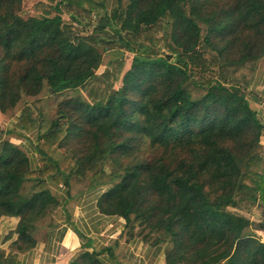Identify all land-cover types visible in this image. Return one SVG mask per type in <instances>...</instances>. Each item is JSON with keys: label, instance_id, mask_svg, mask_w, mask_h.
Masks as SVG:
<instances>
[{"label": "trees", "instance_id": "16d2710c", "mask_svg": "<svg viewBox=\"0 0 264 264\" xmlns=\"http://www.w3.org/2000/svg\"><path fill=\"white\" fill-rule=\"evenodd\" d=\"M35 1L33 13L26 0H0V114L45 83L66 97L47 126L27 107L17 118L23 132L37 129L38 170L21 145L2 141L0 232L7 218L16 225L0 264H17L70 217V196L48 178L91 171L92 188L110 185L99 212L121 218L127 238L167 244L166 264H264L254 222L228 209L264 204V126L246 90L264 57V0H117L114 18L108 0ZM116 47L135 52L130 68L118 55L97 74ZM105 251L70 264H102Z\"/></svg>", "mask_w": 264, "mask_h": 264}, {"label": "crops", "instance_id": "0c3cea01", "mask_svg": "<svg viewBox=\"0 0 264 264\" xmlns=\"http://www.w3.org/2000/svg\"><path fill=\"white\" fill-rule=\"evenodd\" d=\"M254 82V85L261 83L257 81V75ZM258 98L252 105L264 126V96ZM261 144L264 147V130ZM100 195L99 191L84 193L78 200V203L82 201L81 205L73 203L70 206V217L65 220L57 218L59 224L49 229L34 248L18 255L17 264H70L85 250L100 251L109 246L112 251L100 255L102 264H166L167 244L151 245L137 236L125 237L121 218L99 212L97 200ZM15 225L13 218L3 221L0 249L9 251L10 242L5 238Z\"/></svg>", "mask_w": 264, "mask_h": 264}, {"label": "rangeland", "instance_id": "374dc122", "mask_svg": "<svg viewBox=\"0 0 264 264\" xmlns=\"http://www.w3.org/2000/svg\"><path fill=\"white\" fill-rule=\"evenodd\" d=\"M59 0H54L52 4H50L51 8L54 5L55 2ZM102 0H98V3H100ZM108 12L110 13L111 18H114L116 15L118 5L117 0H108ZM36 1L35 0H26L25 6L27 10H31L33 13L34 11L38 9H35L36 7ZM104 15V9L100 8L98 11H94L89 16L90 26H94L100 19V17ZM67 20L70 19L69 16L65 17ZM98 24V23H97ZM83 27V25H80ZM80 28V27H78ZM137 52L139 53H147L148 49L139 46L137 49ZM135 52L131 51H123L120 47H116L114 50H108L104 51L103 53V59L101 66L97 70V74H101L104 70H106L107 67H111L110 62L112 59H114L118 55H123V59L125 61V69H129L133 60ZM257 75V81H261V83L254 85L255 76ZM257 83V82H256ZM121 85L117 84V87ZM258 85V86H257ZM246 89L247 92H251L258 97L264 96V57L261 58L258 62V67L249 82V85ZM259 87V88H258ZM82 94L86 95L87 91L82 90L80 91ZM197 93V92H196ZM260 94V96H259ZM66 97L65 94L63 95H55L51 93V89L49 88L48 84H44V89L41 91L40 94L37 96L29 97L24 96L23 99L20 101V103L12 110L1 113L0 114V147L2 144V141L4 140H10L13 143L17 145H21L26 151H28V154L32 161L33 169L38 170L41 166H43L44 162L41 159V156L36 152V147H39L42 142L37 141L36 135H37V129L33 132H26L19 127L17 124V118L21 114L22 110L24 108H30L31 109V115L33 118H40L42 117L44 119V126H47L50 124V121L56 118V113L59 107V102ZM262 154L264 156V150L262 149ZM53 156H56L59 158V156L63 159L64 156V149L56 148L54 150ZM67 165H62L63 168H66ZM112 166L111 163L105 166V169L108 170ZM262 169L264 171V162L262 165ZM109 171V170H108ZM94 171H91L89 175L81 180L72 178V179H65V181H62L61 183H54L51 179L48 178V187L52 189L54 192L58 194H62L65 197L70 196V204L73 203L75 205H81L78 203V200L86 193V195L89 192H96L99 191V195L107 190L110 185L108 186H99L97 188H92L90 186V180L92 177ZM98 180H103V177H97ZM67 181V183H66ZM28 187L31 186V183L27 185ZM209 198L211 201H215L213 195H209ZM83 200V199H82ZM70 205V206H71ZM73 209V207H72ZM229 210L236 212L238 214H241L247 218H250L253 222V228L252 231L257 234L260 239L264 242V230L261 229V225L264 224V204L260 201L256 203H250L248 200H244L242 203V208L238 207H228ZM49 217L45 219V222H49ZM141 232V227L136 228L134 231V234H139ZM148 232V231H146ZM142 235V233H140ZM156 235V234H154ZM141 238V236H138ZM142 239V238H141Z\"/></svg>", "mask_w": 264, "mask_h": 264}]
</instances>
